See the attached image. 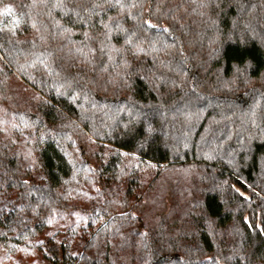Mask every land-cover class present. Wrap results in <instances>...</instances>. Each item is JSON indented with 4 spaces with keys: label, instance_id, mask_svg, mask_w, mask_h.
Instances as JSON below:
<instances>
[{
    "label": "trees",
    "instance_id": "obj_1",
    "mask_svg": "<svg viewBox=\"0 0 264 264\" xmlns=\"http://www.w3.org/2000/svg\"><path fill=\"white\" fill-rule=\"evenodd\" d=\"M2 262L264 264V0H0Z\"/></svg>",
    "mask_w": 264,
    "mask_h": 264
},
{
    "label": "rangeland",
    "instance_id": "obj_2",
    "mask_svg": "<svg viewBox=\"0 0 264 264\" xmlns=\"http://www.w3.org/2000/svg\"><path fill=\"white\" fill-rule=\"evenodd\" d=\"M0 264H8V263L2 262V263H0Z\"/></svg>",
    "mask_w": 264,
    "mask_h": 264
},
{
    "label": "water",
    "instance_id": "obj_3",
    "mask_svg": "<svg viewBox=\"0 0 264 264\" xmlns=\"http://www.w3.org/2000/svg\"><path fill=\"white\" fill-rule=\"evenodd\" d=\"M164 261V258L161 259V262Z\"/></svg>",
    "mask_w": 264,
    "mask_h": 264
},
{
    "label": "snow or ice",
    "instance_id": "obj_4",
    "mask_svg": "<svg viewBox=\"0 0 264 264\" xmlns=\"http://www.w3.org/2000/svg\"><path fill=\"white\" fill-rule=\"evenodd\" d=\"M8 11H10V9Z\"/></svg>",
    "mask_w": 264,
    "mask_h": 264
}]
</instances>
